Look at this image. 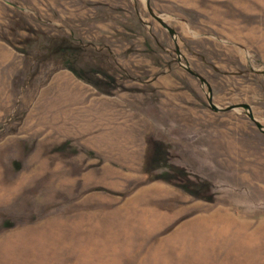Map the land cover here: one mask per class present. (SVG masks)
I'll use <instances>...</instances> for the list:
<instances>
[{"label": "rangeland", "instance_id": "rangeland-1", "mask_svg": "<svg viewBox=\"0 0 264 264\" xmlns=\"http://www.w3.org/2000/svg\"><path fill=\"white\" fill-rule=\"evenodd\" d=\"M0 264H264V0H0Z\"/></svg>", "mask_w": 264, "mask_h": 264}, {"label": "bare ground", "instance_id": "bare-ground-1", "mask_svg": "<svg viewBox=\"0 0 264 264\" xmlns=\"http://www.w3.org/2000/svg\"><path fill=\"white\" fill-rule=\"evenodd\" d=\"M52 224H54V223H52ZM43 227H45V225ZM43 227H41V228H43ZM43 230H44V228L37 230V232H26V233L22 234L23 239L21 237V239H19V240L25 246L24 247L22 246L21 250H19V249L15 250V248L12 249L14 251L13 253H15L17 255V258L14 259L15 262L18 261V263H21L22 259H25V258L26 259L27 258L33 259V257H36L33 255V253L37 254L35 249H33L34 247H41L42 253L39 255V258L41 260H45V257H46L45 255H47L48 250H49L51 243L53 241V235H49L50 234L49 232L43 231ZM22 257H24V258H22Z\"/></svg>", "mask_w": 264, "mask_h": 264}]
</instances>
